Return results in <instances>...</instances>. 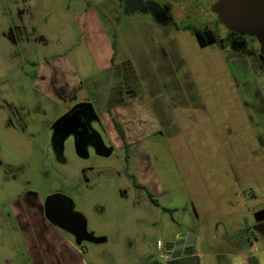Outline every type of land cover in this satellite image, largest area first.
Listing matches in <instances>:
<instances>
[{
    "label": "rangeland",
    "instance_id": "obj_1",
    "mask_svg": "<svg viewBox=\"0 0 264 264\" xmlns=\"http://www.w3.org/2000/svg\"><path fill=\"white\" fill-rule=\"evenodd\" d=\"M196 2L0 0V264L39 259L32 235L50 229L20 200L57 192L99 241L78 246L59 232L83 264H167V244L183 234L199 236L201 264H264V235L253 230L264 223V62L224 49L220 26L214 41L201 34L213 16L195 13ZM111 44L114 74H124L116 100L145 97L146 109L120 111L147 122L139 131L129 121L145 134L144 175L123 151L85 160L72 142L62 156L50 144L65 111L54 67L89 95Z\"/></svg>",
    "mask_w": 264,
    "mask_h": 264
},
{
    "label": "flooded vegetation",
    "instance_id": "obj_2",
    "mask_svg": "<svg viewBox=\"0 0 264 264\" xmlns=\"http://www.w3.org/2000/svg\"><path fill=\"white\" fill-rule=\"evenodd\" d=\"M207 4L205 1L201 2L200 7L194 9L195 13L207 11L212 19H209V23L198 25L201 26V34L206 37L210 36L214 41L215 27L220 26L227 31V36L223 39L222 47L229 52H238L246 58H255L259 61V64L264 62V58L260 54V44L257 39L251 36H239L233 32H230L225 26H223L218 19V16L212 11V5ZM207 8V9H206ZM198 31V30H196ZM115 56V55H114ZM115 69L107 70L102 74L95 75L93 85L95 87H89L90 93L87 94V89L84 88V84L78 87H72L65 79V74L53 73L51 76V88L53 94L57 99L61 100L65 105V111L59 118L56 124L52 128V137L50 138L51 147L55 152L62 156L65 145L67 142H72L74 147V137H79L78 129L84 133L82 136V143L85 144V160L89 159L92 154H112L117 155L118 151H123L124 161L128 165L134 158L136 161V167L144 175L146 164V147H145V134L142 132L135 133L134 129L129 125V121H133L136 118V124L139 126V131L144 130L146 121L143 116L132 114L135 118L130 120L126 119V123L123 125L118 121L119 112L123 110H132L136 108L146 109L144 106L145 97H136L131 92L129 95L131 99L125 102L117 101L114 95V77L124 76L123 73L114 74ZM263 71L264 70H260ZM99 83V84H98ZM129 85V84H127ZM87 94V95H86ZM118 102V103H117ZM133 119V120H132ZM109 122V123H108ZM134 122V121H133ZM132 122V123H133ZM116 124H119L123 131L122 137ZM109 129H113L112 133ZM75 151V149H74ZM76 154V153H75ZM101 157L100 155H98ZM109 156V157H110ZM108 158V157H103ZM134 185L138 189L147 190L146 187L138 183L137 177H134ZM62 200L67 198L61 192H57ZM56 194L49 195L44 200L36 197V202L32 205L27 204L28 201L25 198L21 199L23 203L21 213L26 217H38L49 229H53L57 232H65L67 234V226H58L56 224V218H58L59 212L62 210V205L58 199L50 200V197ZM150 196V195H149ZM49 199V201H48ZM48 201V202H47ZM155 203V201H153ZM156 204V203H155ZM72 212L71 209L68 210ZM264 224V223H262ZM258 224L256 227H258ZM258 233V232H257ZM178 236H175L173 240L169 242H175ZM184 245H188L186 248H175L173 246L166 247V261L167 264H185L180 263V260L193 255L192 244L188 237L183 240ZM170 253V254H169ZM194 256V255H193Z\"/></svg>",
    "mask_w": 264,
    "mask_h": 264
},
{
    "label": "water",
    "instance_id": "obj_3",
    "mask_svg": "<svg viewBox=\"0 0 264 264\" xmlns=\"http://www.w3.org/2000/svg\"><path fill=\"white\" fill-rule=\"evenodd\" d=\"M212 11L217 14L219 22L230 32L242 37L251 36L257 39L260 44V54L264 58V0H217L212 6ZM78 133L79 137H74V149L76 155L83 159L85 144L81 140L84 133L79 129ZM98 155L109 157L110 153ZM60 197L62 196L57 194L50 197V200L58 199L63 207L59 212L58 218H56V224L60 227L67 226L68 233L75 239V243L78 246L83 241L98 243V239L87 232L85 218L73 212L74 204L72 200L66 198L64 201ZM69 209L72 210L71 213H69ZM253 230L264 235V224L255 227ZM186 237L190 240V236L183 234L178 236L175 242H169L167 247L173 246L176 249L178 247H188V245L186 246L183 243ZM180 263L200 264V259L197 256L191 255L180 260Z\"/></svg>",
    "mask_w": 264,
    "mask_h": 264
},
{
    "label": "crops",
    "instance_id": "obj_4",
    "mask_svg": "<svg viewBox=\"0 0 264 264\" xmlns=\"http://www.w3.org/2000/svg\"><path fill=\"white\" fill-rule=\"evenodd\" d=\"M103 37L104 40L107 41L106 39V34L103 33ZM111 49H112V59H109L110 62L107 64V66L105 68H102L101 74L104 73L107 70H111L112 68V61L114 60L113 55L115 54V50L113 45L111 44ZM108 55V54H107ZM54 71L58 72V74L61 76V74H65L66 72L60 67V66H56L54 67ZM122 113L119 112V116H118V121L120 123H122L123 125L126 123V118L123 115H121ZM144 118V117H143ZM136 120V118L134 119V121ZM109 123V122H108ZM147 123V122H146ZM112 133H114L113 129H109ZM49 234H36V233H41L40 231H37L34 235L35 238L39 239V243L41 242V248L39 250V259L35 260L33 263L34 264H83L82 260H81V255L79 253V251L76 249V247L73 245V243L71 241H69L63 234L50 229L47 230ZM40 236V237H39ZM190 241L192 244V250H193V255L199 257V255H197L195 253L196 247H198L199 244V236L197 234H195V236L190 235ZM46 237H49V241L48 242H44V239ZM247 238V236H246ZM51 247H50V245ZM44 253H47V255H43ZM200 259V257H199ZM251 260V262H250ZM256 261V264H263V261L261 258H256V257H249L246 256L243 258L242 260V264H252L253 261ZM3 264H13L10 261H7ZM200 264H201V259H200Z\"/></svg>",
    "mask_w": 264,
    "mask_h": 264
},
{
    "label": "trees",
    "instance_id": "obj_5",
    "mask_svg": "<svg viewBox=\"0 0 264 264\" xmlns=\"http://www.w3.org/2000/svg\"><path fill=\"white\" fill-rule=\"evenodd\" d=\"M200 1V3H198V2H196L197 3V5H201V2H203V1H205L206 3H208L209 5L211 4H213L214 2H216L217 0H199ZM114 47V46H113ZM114 50H115V48H114ZM256 69V68H255ZM116 128H117V130H118V132H119V134L123 137L124 136V131H123V129H122V127L119 125V124H116ZM150 198L153 200V197L150 195ZM253 261V260H252ZM250 262H251V260H250ZM252 264H256V261H253L252 262Z\"/></svg>",
    "mask_w": 264,
    "mask_h": 264
}]
</instances>
